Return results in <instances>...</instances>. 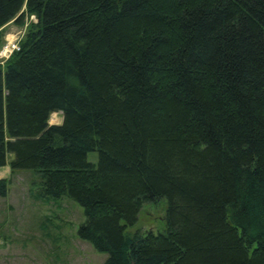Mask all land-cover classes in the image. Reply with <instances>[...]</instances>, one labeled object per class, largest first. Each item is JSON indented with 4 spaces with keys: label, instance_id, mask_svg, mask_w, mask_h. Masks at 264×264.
<instances>
[{
    "label": "trees",
    "instance_id": "obj_1",
    "mask_svg": "<svg viewBox=\"0 0 264 264\" xmlns=\"http://www.w3.org/2000/svg\"><path fill=\"white\" fill-rule=\"evenodd\" d=\"M29 15L0 167L77 202L102 264H264V0H0V28ZM160 199L165 229L128 232Z\"/></svg>",
    "mask_w": 264,
    "mask_h": 264
},
{
    "label": "rangeland",
    "instance_id": "obj_2",
    "mask_svg": "<svg viewBox=\"0 0 264 264\" xmlns=\"http://www.w3.org/2000/svg\"><path fill=\"white\" fill-rule=\"evenodd\" d=\"M33 21L34 15H29L22 24L7 22L0 28V48L9 34L17 35L20 44ZM61 122V112H53L48 119L49 124ZM12 158L8 153L0 167V178L8 182L6 194L0 196V264H102L106 254L77 234L84 220L82 207L67 196H45L32 172L11 171ZM87 158L96 162L97 153L90 152ZM165 211V199L143 202L128 232L163 231Z\"/></svg>",
    "mask_w": 264,
    "mask_h": 264
},
{
    "label": "built area",
    "instance_id": "obj_3",
    "mask_svg": "<svg viewBox=\"0 0 264 264\" xmlns=\"http://www.w3.org/2000/svg\"><path fill=\"white\" fill-rule=\"evenodd\" d=\"M18 37L17 35L9 34L5 37L4 43L1 45L0 48V63L1 59L7 60L8 57L16 50L19 49ZM4 61V62H5Z\"/></svg>",
    "mask_w": 264,
    "mask_h": 264
}]
</instances>
